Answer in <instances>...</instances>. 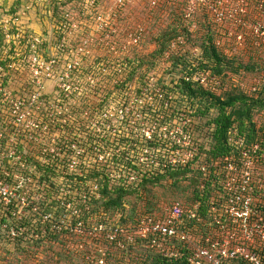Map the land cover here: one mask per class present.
I'll return each mask as SVG.
<instances>
[{"label":"built area","instance_id":"obj_1","mask_svg":"<svg viewBox=\"0 0 264 264\" xmlns=\"http://www.w3.org/2000/svg\"><path fill=\"white\" fill-rule=\"evenodd\" d=\"M23 1L21 12L10 13L9 9L0 23V170L5 171L7 178H0V202L7 206L15 201L19 208H29L39 215L37 212L44 196L47 197L46 202L50 203L49 192L44 188H40L44 193L42 197L30 195L31 189L27 188L34 185L35 181L31 176H20L21 180L19 176L13 175L14 179L13 176L11 179L8 177L9 170L32 172L35 165L30 163L31 157L45 169L53 168L64 175L76 173L78 176H82L83 172L110 167V156L115 155H122L125 160L134 157L139 163L154 170H162L168 164L195 162L193 160L199 156V149L192 142V132L187 130L192 119L186 113L175 114L172 118L158 111L162 105H168L167 102L162 103L160 89H156L157 103L153 96H149L148 102L134 99L124 103L125 106L117 103L119 107L113 110L110 103L100 114L94 113L93 116L85 110L77 117V109L82 108L80 101L63 98L45 100V82L51 78L52 73L55 74L60 61L68 57L73 59L62 67L64 76L78 73V52L83 49L79 45L88 40L92 23L94 26L98 23L102 26L106 22L93 19L76 21L77 15L92 14L97 0H72L65 5L74 3V6L60 12L61 20L53 17V35L45 38L42 34L30 32L26 25L33 21L30 13L43 10L41 8L45 0ZM201 1V6L212 21L218 27L224 25L216 45L224 48L226 54L233 56L238 50L245 49L248 36L254 39V45H264V0L257 5V16L249 21L251 25L246 20L248 12L244 4L247 0ZM118 3L121 1L118 0ZM83 24L88 27L85 36L68 39L67 34L76 32L77 27ZM140 27L136 29L138 35ZM77 36H81V33ZM17 77L22 83L18 88L20 91H14L15 88L12 91L9 83ZM185 80L205 89L210 87L211 91L215 89L210 85L219 84L208 72L187 75ZM240 86L255 92L259 81L252 79L251 86ZM65 92L64 86L59 97H64ZM98 104L89 108H98ZM154 116L157 120H154ZM74 119L77 122L75 126H69L72 125L69 121ZM68 136H76V139L86 142L81 143V146L77 142L68 145L56 143ZM238 140L242 142L236 144L239 147L213 163L216 167L213 172L221 186L217 192L219 203L211 201L210 205L213 219L207 223L216 234L214 240L197 236L196 227H186L188 221H200L197 204L192 208L176 204L165 206L159 212L142 216L131 227L100 221L85 227V221L92 212V201L100 199L96 185L87 187L78 197L74 195L75 192L71 195L70 191L66 192L63 200L61 196L56 197L54 201L60 205L62 215L59 214V219L49 228H53L52 232H65L80 239L77 245L79 250L86 251V247L90 249V253L85 255L89 264H105L107 249L112 246L126 252L130 246L140 243L161 257L178 258L179 250L170 246L176 242L189 243L187 264H233L237 259L248 264H264V170L259 173L257 169L260 165L264 167V159L261 158L264 150L258 144L248 148L240 138ZM227 141L230 146L231 133ZM135 142L139 144L138 147L129 149ZM113 144H122V148H117L111 154L108 149ZM242 145L247 149H243ZM259 160L262 163H258ZM196 167L203 173L207 170L205 162L197 163ZM121 178L118 175L115 179ZM123 178L133 181L137 176L134 174ZM39 219L43 225L51 223L48 213ZM22 230L24 228H19L12 235H21ZM42 231L45 233V229ZM118 264L146 263L138 258L127 260L125 253Z\"/></svg>","mask_w":264,"mask_h":264},{"label":"rangeland","instance_id":"obj_2","mask_svg":"<svg viewBox=\"0 0 264 264\" xmlns=\"http://www.w3.org/2000/svg\"><path fill=\"white\" fill-rule=\"evenodd\" d=\"M97 0L96 9L90 16L77 15L75 17L76 21H82L83 19H93L97 22L104 21L102 26L97 24L94 26L92 23V32L89 33L88 40L83 41L80 44L81 49L78 53V63L80 64L78 73L68 76H64V70L62 67L67 65L68 62L73 59L66 58V60L60 61L59 65L55 69V74L52 73L51 78L45 82L44 97L51 101L57 100L59 98L67 100L82 101V108H78L77 111L81 114L85 111L84 106L92 107L97 105L101 101L104 92L110 89H121L124 90L132 85L128 81H124L129 77L130 72L133 70V64L128 62L133 54H143L146 60L141 66L136 67L137 73H144L147 71L148 78L151 82L147 87L160 89L157 85L158 79L168 85L171 88H175L181 75L178 69L173 70L170 66V56L171 53L167 52L166 56L161 59L150 60V54L156 49V37L158 31L166 27L168 23L172 22L174 17L171 16L174 13L178 25L179 37L175 38L170 46L171 52H190L191 56L196 57L198 55V50L200 49L201 43L208 41L207 37L213 36L214 26L209 23V21L203 17L204 11H202V1L201 0ZM17 0H0V23L4 18V15L8 13L10 7L16 3ZM20 3L17 12H21L23 0L18 1ZM261 3V0H247L244 7L247 9L246 20L248 25H251L252 17L257 16V5ZM74 6V3L67 4L65 6L59 5V11H64L67 8ZM249 6V8H248ZM80 8V6H79ZM43 10L36 12L35 14L30 13V18L33 20L31 23L26 24L30 32L37 34H42L45 38L47 36H52V30L54 26V16L53 9L54 5L51 4L50 0H45L42 8ZM176 10V11H175ZM33 12V11H32ZM250 21V22H249ZM138 26H141L140 35L136 33ZM87 25L83 24L77 27V31H71L67 34L68 39H79L88 32ZM183 30H188L191 35L189 39ZM246 34L249 31H245ZM81 33V36H77ZM182 34V35H181ZM192 36V37H191ZM136 41V42H135ZM254 39L252 37L247 38L245 49L238 50L233 57L235 60L236 73L228 72L231 78L228 82L227 88L230 89L233 86L239 87V85H245L253 78L264 79V45H254ZM71 44V42H70ZM60 46V43H59ZM199 48V49H198ZM242 50V51H241ZM130 58V59H131ZM77 60V55L75 56ZM65 64V65H64ZM253 65L252 70H247L245 66ZM233 73V74H232ZM236 81V82H235ZM242 82V83H241ZM244 82V83H243ZM236 83V84H235ZM238 84V85H237ZM9 85L12 86V91H20L18 89L21 87L22 83L19 77L14 81H11ZM65 86L66 92L64 97H59V92ZM178 93V90L175 89ZM255 96V95H254ZM111 110L119 107L118 102H110ZM53 104V103H48ZM53 106V105H52ZM204 110V107H202ZM217 114V110L214 107L208 108L203 114L196 117H191L193 123L197 127L192 132V142L195 143L199 149L198 160H196L191 167H196L197 163H201L204 160V156L210 152L209 149L212 146L211 143V133L213 131V126L211 125V119ZM252 121L255 123L256 130H264V107L261 109H255L253 111ZM262 128V129H261ZM240 137H236L235 132H231V150L239 147ZM243 140L242 138H240ZM260 149L262 148L259 143ZM251 144V145H254ZM135 145V146H134ZM138 143H132L129 149H135L138 147ZM157 145V144H156ZM248 145L246 147L249 148ZM243 149H247L242 145ZM1 157V156H0ZM261 158L264 159V152L261 153ZM8 160H11L8 157ZM206 164V163H205ZM257 166L259 173H262L264 167ZM261 168V172H260ZM32 174V172H29ZM54 173V172H53ZM55 175V173L53 174ZM190 174L189 176H192ZM14 176H19L20 174L14 173ZM13 176V179H14ZM27 176H23L25 178ZM53 177V176H52ZM54 181L59 184L63 181L62 175H56ZM189 181H185L182 185L188 186ZM170 181H162L161 185L150 186L149 193L140 198H131V208L134 209L136 217L142 214L147 209V200L152 199L150 202L152 210L156 208L160 201V204L168 205L173 201L182 203L186 201L189 197L191 198V188L190 190L183 192V186L179 188H173L170 185ZM34 185L28 187L31 189L30 195L32 197L40 198L44 195L40 191V186L35 180ZM181 185V183H180ZM94 184L80 185L82 189L87 187L92 188ZM217 181L213 182V186L210 187L211 201L216 199V194L218 191ZM70 191L73 194L71 187L62 185L60 186V195L63 200L66 192ZM52 195V193H51ZM218 195V194H217ZM27 197V196H26ZM54 199L56 196H52ZM60 200V201H61ZM56 201V200H55ZM135 201V202H133ZM95 203H93L94 205ZM60 205L54 207L51 213V219H54V212L60 213ZM128 209H130L128 207ZM210 211V207H209ZM10 210L7 206L0 204V216L6 218L5 213H9ZM101 209L100 205L95 204L93 206V214H90V218L85 221V227H90L92 224H97L100 222H109L111 224H117L119 222L121 213L112 212L106 214ZM28 210L19 208L17 211H13L8 214L7 223L2 224L0 222V264H85L82 260V255L85 252L79 253V247L77 246L80 239L75 236L63 235V233L58 234L57 232H52L53 228H49L55 222H47L46 226L47 236L40 240H35L37 236L33 231L43 233L41 228L40 219L37 215H34L32 222L29 223L30 229L25 233L22 230L21 235L13 236L12 233L16 232L18 229L13 228V223L17 221L23 222L22 218L27 215ZM62 212L60 213V216ZM103 218L105 220L103 221ZM213 219V214H212ZM68 227H70L69 223ZM41 228V229H40ZM54 231V230H53ZM42 235V234H41ZM23 237V238H22ZM70 241V244L67 242ZM78 250V251H77ZM132 258H138L136 251L132 254ZM113 262H118L119 260H111Z\"/></svg>","mask_w":264,"mask_h":264},{"label":"trees","instance_id":"obj_3","mask_svg":"<svg viewBox=\"0 0 264 264\" xmlns=\"http://www.w3.org/2000/svg\"><path fill=\"white\" fill-rule=\"evenodd\" d=\"M18 1L19 0H17V2L14 3V5L10 8V13H16L18 11L20 6V3ZM50 1L51 4L54 5V18L56 20H61V17H59L61 11L58 10L59 5L64 6L67 2H71L72 0ZM202 11H204V13L202 14L203 17L206 18L209 23L214 26V30L213 36L208 35V41H204L201 43L200 49L198 48V55H196V57L191 56L190 52H171V44L174 40H176L175 38L179 37L180 35L177 28L178 25H176V22H173L177 20L174 13H172L171 16L174 17V19H172V22L168 23L166 27L162 28L157 33V37L155 40L156 49L150 54V60L161 59L166 56L167 52H169L171 53L169 59L171 68L173 70L178 69V72H180L181 75L175 88L169 87L159 79L157 80V85L160 88L159 94H161L163 98L162 103H168L167 106L162 105L161 107H159L158 111L167 113L172 118H174L175 114L178 113H186L189 117L192 116L195 118L196 114L200 116V114H203L204 111H207L208 108L210 109V107H214L217 110L216 116L210 121L211 125L213 126V131L211 133L212 146L209 149L210 152L206 155V157L204 156L205 161H203V163H206V172L203 173L199 168L191 167V165H193L192 162L185 165L168 164L166 168H163L162 170H154L150 167H146L145 164L139 163L134 159V157L133 159L127 158L125 160V158H122V155H115L110 156L112 164L108 168L105 167L100 171L93 170L83 172L82 176H78L76 173L64 175L63 172L55 171L53 168L45 169L41 167L39 165V162L33 160V158L31 157L29 159L31 161L30 163L35 165V169L32 171V174L27 171L9 170L8 177H10L11 179L14 173H18L20 174V176H31L33 180H36L37 183H39L38 185L41 188H44L49 192L50 203L46 202L47 197L44 196V198L41 200L39 211L37 212L40 213V215L35 214L29 208H23V210H28V216L25 215L22 218L23 222L17 221L13 223L12 226L13 228L15 227V229H18L19 226H22V228H24L23 237L25 236V233L30 229L29 223L33 221L31 219L34 218V215L41 217L46 213H51L52 209L58 205V202L55 203L52 196L58 197L61 194L60 186L62 185L71 187L72 192H75L74 195L78 197V195L83 193L84 191V189H82L80 185H88V183H93L98 188L100 199L94 200L92 201V203L100 205L101 209L104 211L102 213L106 214V217H109L107 214L110 213L111 215L112 212L121 213L122 215L120 216L119 222H117V224L121 226L131 227L134 226L136 221L142 216L154 212H159L166 205H164L163 203L160 204V202H162L160 201L156 208L152 210L151 208L153 205L151 203H148L152 200L150 198V200H147L148 207L145 212L137 215L136 217L134 209H132L130 206L132 202L129 201V199H142V196L146 195V192L149 193L150 186L154 187L157 185H161L162 181H170V185L173 188H179L183 186V192H186L191 188V198L188 197L186 201L182 203L173 201L171 203H168L167 206L176 204L181 207L192 208L193 205L197 204L199 207L198 215L200 217V221H188L186 223V227L188 229L196 227L197 230L195 233L197 236L200 235L203 236V238L211 237L212 240H214L216 234L207 224L212 221V214L209 211V207L211 205L209 186H213V182L216 181L217 185L219 183L217 175H215L213 172L216 169L213 163L216 160L222 159V157L231 153V148L227 141L228 135L231 132H235L236 137L242 138L243 144L245 146L259 143L262 147L261 149L264 150V130H256L255 123L252 121L253 111L255 109H261L262 107H264V79L253 78L259 81V86L255 92H250V90L242 88L240 85L239 87L233 86L230 89L227 88L228 82L231 78V75L228 72H233L234 74L237 72L236 69L233 68L237 60H235L233 56H229L228 54H226L224 48L216 45L219 37L222 36L224 25L218 27L212 21L211 17L205 12L204 8H202ZM184 32L189 39L191 33L188 30H183L182 33ZM1 40L2 35L0 33V41ZM130 58L125 60H128V62H131L134 65L133 70L130 72L129 77L124 81L130 82V84L133 83L134 85H132L130 89H110L109 91L104 92L99 100L101 102L98 104V108L95 107L94 109H92L89 108L90 106L83 107L85 108V110L89 111V115L93 116L94 113L100 114V111L107 105H109L110 102L122 103L123 106H125L124 103H128L134 99H142L143 101L148 102L150 98L149 96H153L154 101L157 103L158 95L156 93V89L147 87L149 82H151V79L148 78L149 74L147 73V71H144V73H137L136 67H139L146 62L144 55L135 53L133 54L132 58ZM244 68H246L247 70H252L253 65H250L248 67L245 66ZM201 72L210 73V76L215 77L216 81L219 82L218 85H210L215 89V91H211L210 87L205 89L199 86L197 83H192L191 81L185 80L187 75H196L197 73L199 74ZM251 81L252 80H250L248 83H245L247 87L251 86ZM175 89L178 90V93L175 92ZM44 99L47 100L45 97ZM202 107H204V110H202ZM78 114L79 115L77 117L82 115H80L79 112ZM154 120H157L155 116ZM69 122L72 124L69 126H75V124L77 123L75 119ZM196 127L197 125L192 121V124L188 126L187 130L193 132ZM76 138V136H68L66 139L56 141V143L58 145H68L72 142H77L78 145L81 146V143L86 142ZM121 145L113 144L109 146L108 151H110L111 154H114L117 148H122ZM27 158H29V156ZM196 160H198V157H196V159H194L193 161ZM258 163H262V161L259 160ZM4 172L5 171L0 170V178L2 180L7 179ZM53 172L55 173V175H53ZM60 174L65 180L60 181L59 184H56V182L54 181V179L56 178L55 176ZM114 174L115 178L118 175L122 178L115 179L113 178ZM134 174H136L137 178L133 181H128L127 179L123 178L124 176L128 177ZM190 174L193 175L189 176ZM185 181H189L188 186L182 185ZM218 191H220L219 186ZM217 201H219V199L218 195L216 194V199H213L212 203H219ZM0 204L2 205L3 203L0 202ZM7 207L9 208L10 212L5 213L6 218L0 216V222L2 224L7 223L8 214L19 209L17 202L15 201L9 203ZM128 207L130 209H128ZM59 214L57 212H54L55 220L50 219V222H56L59 219ZM91 214H93V208ZM104 220L105 218H103V221ZM40 225L41 228H45V233H39L37 229L36 231H33L35 235L40 234V236H37L35 240H37L39 237L40 238L38 240H40L42 238H45L47 234H51L47 233L46 226H44L41 222ZM63 235H67V233H63ZM69 242L70 241H68L67 244H69ZM170 246L179 250L180 255L178 258L167 259L161 257L159 253L149 249L144 243L130 246L126 252L119 251L114 246H112L107 249L105 264H118L119 261L113 262L111 260H120L124 257L125 253H127V260L132 261V254L135 251L138 254V259L146 264H187V256L189 252L188 249L190 246L189 243L184 244L176 242L170 244ZM85 249L86 251H77L79 253L85 252V254L82 255V260H84L85 264H89L85 260V255L87 253H90V249L88 247H86ZM96 254L97 253L95 252L94 255ZM233 264L248 263L241 259H237L233 261Z\"/></svg>","mask_w":264,"mask_h":264}]
</instances>
